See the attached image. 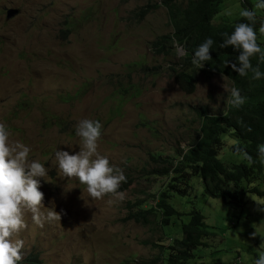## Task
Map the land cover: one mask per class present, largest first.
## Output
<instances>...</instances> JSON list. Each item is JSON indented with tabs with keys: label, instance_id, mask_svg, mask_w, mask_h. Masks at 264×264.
Returning <instances> with one entry per match:
<instances>
[{
	"label": "rangeland",
	"instance_id": "1",
	"mask_svg": "<svg viewBox=\"0 0 264 264\" xmlns=\"http://www.w3.org/2000/svg\"><path fill=\"white\" fill-rule=\"evenodd\" d=\"M157 0H0V123L10 131L11 142L29 146L30 160L48 169L40 191L45 213L54 210L61 220L39 228L25 215L28 227L24 259L38 254L42 264H154L183 235L182 224L193 209L200 210L213 236L195 249L189 264H255L264 254V195L247 194L242 207L233 208L222 198L204 191L199 175H178L170 202L181 213L169 225L157 214L150 224L124 221L128 201L155 205L171 176L154 174L155 157H180V145L198 138L200 119L196 107L211 113L228 109L233 82L223 74L200 76L193 93H186L168 76L172 57L152 53L150 42L171 32L167 11L159 7L144 18L135 14ZM257 15L258 36L264 46V10ZM185 5L186 0H178ZM247 8L240 0H222L213 25L233 24ZM18 14L6 19L7 10ZM232 15H228V12ZM132 62L160 67L158 74L133 73L141 92L112 96L118 75ZM102 123L98 151L131 179L123 199L93 200L86 185L60 172L55 151L75 154L82 146L76 127L82 119ZM220 154L229 165L245 160L231 146L238 143L232 131L224 137ZM264 162V158H262ZM247 186V182L244 183ZM264 191V178L249 188ZM256 233L255 236L252 234ZM165 259V257H164ZM155 264H164L161 260Z\"/></svg>",
	"mask_w": 264,
	"mask_h": 264
},
{
	"label": "trees",
	"instance_id": "2",
	"mask_svg": "<svg viewBox=\"0 0 264 264\" xmlns=\"http://www.w3.org/2000/svg\"><path fill=\"white\" fill-rule=\"evenodd\" d=\"M240 1L245 7L250 8V0ZM221 2L222 0H186L185 5H180L178 0H157L153 4L149 3L142 7L135 14L138 18H144L159 7L166 9L171 32L158 35L150 42V48L157 56L175 59L170 62L166 74L182 91L193 93L202 74L213 76L218 73L231 80L246 101L239 109L228 104V109L220 114L211 113L206 106L196 107L200 129L198 138L190 144V146L193 145L191 151L185 154L180 149L179 158L153 156V159L160 164L153 173L171 176L167 188L159 194L155 205L144 206L143 200L128 201V211L124 221L134 220L147 225L153 222L157 214H160L161 224L166 226L171 223L175 215H181L170 202L172 192H185L178 187L177 178L180 173L199 175L206 194L214 198H222L228 206L233 208L245 205L249 192L264 195V191L258 187L249 188L253 179L260 175L264 178V162L262 161L264 157L259 155L258 150L259 146L264 145V77L253 80L251 72L241 77L230 66H225L228 60L234 62L239 52L231 46L224 49L218 47L224 39L223 34L230 35L237 23L247 21L241 17L233 24L213 25L212 19L220 12ZM258 25L257 20L255 25L257 42L264 49L258 36ZM173 38L185 46L189 53L187 57L176 56ZM207 38L215 41L210 50L212 60L205 62L204 67L198 69L191 63V58L195 49ZM258 61V56L252 58L254 66ZM259 67L264 73V62H259ZM126 69L127 72L121 78L118 75L113 82L115 88L112 96L115 98L141 92V82H132L133 73L142 74L144 79L160 71L159 66L137 62L127 64ZM230 131L238 139V143L233 144L231 150L237 153L236 146L246 150L253 157L252 164L245 159L244 162L231 165L222 160L220 151L225 145L224 137ZM245 182L247 186L244 185ZM131 183V179L128 178L126 183L121 184L119 191L127 190ZM190 215L189 222L182 224L181 238H177L168 247L154 244L162 248L163 256H157L152 263L164 260V264H189L190 260L196 257L195 249L206 246V239L213 236V232L209 230L204 214L200 210L193 209ZM42 263L38 254H32L19 262V264Z\"/></svg>",
	"mask_w": 264,
	"mask_h": 264
},
{
	"label": "clouds",
	"instance_id": "3",
	"mask_svg": "<svg viewBox=\"0 0 264 264\" xmlns=\"http://www.w3.org/2000/svg\"><path fill=\"white\" fill-rule=\"evenodd\" d=\"M255 8L264 10V0H258ZM227 14L232 15L230 11ZM239 15L247 22L237 23L230 35L224 33V39L218 47L224 49L231 46L239 52L235 61L228 60L225 66H230L241 77L251 72V78L259 80L264 77L259 67V62H264V49L257 42V15L254 10L248 8L242 9ZM259 32L264 34V24L259 28ZM214 43L212 38H207L195 49L191 63L198 69L203 68L205 62L212 60L210 50ZM173 44L178 58L189 55L185 46L175 38ZM257 56L259 61L254 66L252 58ZM245 101L246 98L240 94L238 88L233 87L230 90L228 103L233 108L239 109ZM102 128L103 125L98 120L82 119L75 133L82 144L79 151L69 154L68 151L56 150L54 155L64 177H75L81 184L86 185L87 193L93 200L111 197L107 203L112 205L123 199V193L119 189L122 183L127 182V178L123 169L111 165L108 157L99 153L98 141ZM192 147L193 145L183 143L180 145L185 154L190 152ZM258 150L259 155L264 157V145L259 146ZM30 151V147L22 142H11L7 125L0 123V264H19L24 259L25 241L19 238V235L28 227L26 214H30L31 221L39 228H43L45 223L61 220V214L56 211H43L44 193L40 191V180L48 175V169L40 161L30 160ZM235 151L249 164L254 162L246 150L236 146ZM252 235L255 236L256 233ZM255 264H264V254L259 255Z\"/></svg>",
	"mask_w": 264,
	"mask_h": 264
},
{
	"label": "water",
	"instance_id": "4",
	"mask_svg": "<svg viewBox=\"0 0 264 264\" xmlns=\"http://www.w3.org/2000/svg\"><path fill=\"white\" fill-rule=\"evenodd\" d=\"M17 14H18V10L17 9H9L6 12L5 18L8 20V19L13 18Z\"/></svg>",
	"mask_w": 264,
	"mask_h": 264
}]
</instances>
